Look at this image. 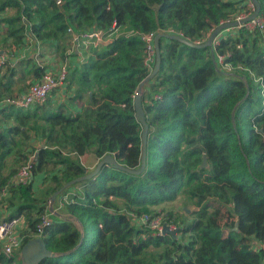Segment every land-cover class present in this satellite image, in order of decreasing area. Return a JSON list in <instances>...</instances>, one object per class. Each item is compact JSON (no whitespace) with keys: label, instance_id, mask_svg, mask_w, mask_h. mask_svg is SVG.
<instances>
[{"label":"trees","instance_id":"trees-1","mask_svg":"<svg viewBox=\"0 0 264 264\" xmlns=\"http://www.w3.org/2000/svg\"><path fill=\"white\" fill-rule=\"evenodd\" d=\"M244 1L0 0L4 37L20 44L29 33L43 49L3 66L0 97L38 79L48 68L40 63L46 52L65 59L70 24L106 32L114 24L134 32L172 29L203 43L247 9L238 7ZM257 1L264 15V0ZM226 33L214 52L234 70L232 77L223 76L211 46L159 40L158 71L142 88L148 125L143 171L103 164L57 195L54 203L63 200L58 215L50 214V199L88 173L79 160L84 154L98 161L112 154L119 165L139 168L142 126L133 100L150 73L144 43L135 35L115 36L70 69L72 99L87 102L78 112L52 108L51 93L43 112L46 101L0 110V122L8 123L0 124V193H9L0 207L10 210L7 218L24 216L21 247L36 236L42 216L52 221L40 237L55 256L38 264H264V41L245 26ZM35 154L31 176L46 172L44 187L36 190L33 180L15 185L17 169ZM203 155L208 165L200 168ZM178 197L186 201L178 236L153 234L134 220L156 215L153 207ZM0 264L21 261L0 251Z\"/></svg>","mask_w":264,"mask_h":264},{"label":"built area","instance_id":"built-area-1","mask_svg":"<svg viewBox=\"0 0 264 264\" xmlns=\"http://www.w3.org/2000/svg\"><path fill=\"white\" fill-rule=\"evenodd\" d=\"M56 3L60 5L61 0H56ZM245 6L247 7V9L240 12L235 19H242L248 16L254 10V6L249 0L245 3ZM241 26H245L249 30H257L260 34V38L264 41V15L259 14L255 19L249 21L244 25H239L238 27ZM122 28L123 27H117L114 24L113 27L110 28L108 32H106L95 27L86 30H76L71 24L68 25L67 33L69 34L70 45L66 49L65 59L61 61L55 69H49L48 66V68L38 79L31 81L26 89L17 93L15 96L0 97V110L9 107L27 110L31 109L34 106L43 104L46 101L48 95L54 89L58 87L61 88L66 84L69 71L71 68H74L72 66V62H76L79 65L86 62L87 56L89 55L91 49L98 48L101 44L112 40L113 37L118 35H135L144 43V65L151 72L155 63L154 38L157 33L154 31L134 32L132 30L122 32L120 31ZM226 30H234V28H229ZM166 33L182 36V34L176 33L172 29L167 30ZM216 38L214 39L211 46L213 52L215 51V44L218 42V39L216 40ZM195 43H199V41H196ZM214 58L218 68L228 70L226 68H229L230 65L224 62V57L222 55H218L216 54V52H214ZM73 59H76L77 61ZM6 60L7 59L0 56V72L2 71L5 63H8V61ZM34 158L35 157H30V159L27 160L25 164H22L17 169V172L12 177V182L15 185L25 184L26 182L31 180V167ZM8 195V189L4 188L3 190H1L0 200L2 198H6ZM62 205L63 200L60 199L58 208H61ZM134 220L139 225H144L153 234L157 235L163 234L162 231L164 226H167L170 231L178 229L176 224H173L170 221H165L164 218L160 216V214H143L140 217H134ZM51 224L52 221L48 215L42 216L40 221L35 226V237H40V235L43 233V230L46 227L51 226ZM26 230V220L22 215L0 219V251L2 252V254L7 257H12L14 254L19 255L22 241L21 233Z\"/></svg>","mask_w":264,"mask_h":264},{"label":"water","instance_id":"water-1","mask_svg":"<svg viewBox=\"0 0 264 264\" xmlns=\"http://www.w3.org/2000/svg\"><path fill=\"white\" fill-rule=\"evenodd\" d=\"M249 1L253 4L254 10L248 16H246L242 19H239V20L235 19V20H231V21L221 23L220 25H218L215 29H213L211 31V33L207 37L206 41H204L203 43H195V42H192V41H190L187 38H184L182 36L174 35V34H167L165 32L157 33L155 35V38H154V47H155V63H154V66H153L151 72L139 83L138 88L136 90V93L134 95V100H133V106H134V110H135V118L142 126L141 163H140L139 168H137L135 170L127 169V168L123 167L122 165H119L116 162L115 157L112 154L104 155L97 162V164L93 170H91L90 172L86 173L83 176H80V177L68 182L62 188H60L59 190H57L56 192L53 193V195L50 199L49 205H48V210L51 214H55V215L59 214L58 211H56V209H54L53 204H54V201H55L57 195L60 192H62L66 187L72 185L75 182L85 180V179H89V178L95 176L103 164H111V165H114L116 168L126 170V171H129L131 173H140L143 171V169L145 167V152H146L148 125L145 121V114H144V110H143V106H142V88L158 71L159 63H160L159 40L162 37H166L169 39L178 40L179 42L186 44L190 47L202 48V47L212 46L214 39L219 34H221L222 31L229 29V28L238 27L239 25H244V24L248 23L249 21L255 19L260 14L259 2L257 0H249ZM259 132H262V129H260ZM35 158H36V156H35ZM207 165L208 164H207L206 155H203V159H202V163L200 165V168L207 167ZM188 211H190V210H187V212ZM235 229H236V227H235ZM162 233L163 234H170L173 237L177 236V230L170 231L167 226H164ZM53 256H55V253L51 252L50 250H48L46 248L43 239L39 236L34 237V238L28 240L26 243H24L20 249V252H19V259L21 261V264H38V262H40L42 259L48 258V257H53Z\"/></svg>","mask_w":264,"mask_h":264},{"label":"rangeland","instance_id":"rangeland-1","mask_svg":"<svg viewBox=\"0 0 264 264\" xmlns=\"http://www.w3.org/2000/svg\"><path fill=\"white\" fill-rule=\"evenodd\" d=\"M120 31L125 32L127 30L125 28H122ZM226 32H228V31H222L221 34L225 35V34H227ZM3 33H0V39L3 38L1 36ZM4 39H6V40L4 41ZM2 42H4V43L8 42L9 43L8 46H10L11 48H14L13 50H23V49L25 50V49L31 47V44L33 43V40L30 41V40L27 39L26 41L21 42L20 44H18L16 42H13L12 39L10 41H7V38L4 37ZM34 42H35V40H34ZM35 48L36 49L34 51V54L32 53L34 56H36L37 54H39L43 50L42 47L40 46V43L38 41H37V43L35 42ZM29 54H31V53H29ZM48 57H51L50 61H51V63L53 65H55V67L59 64V61H57L56 58H53L49 52H46L45 56L43 58H48ZM42 59L40 60L41 65H44V66L48 67L50 65V63L49 62H44ZM52 59H54V62L52 61ZM226 69H228V70L222 69V70L225 71V73L223 74L224 77H232L233 76L232 73L235 74L234 70L232 68L229 67V68H226ZM2 70H4V69H2ZM70 74L71 73H69V77H70ZM69 77L67 79L66 84L63 87H61V88L58 87V88L54 89L51 92V94L49 96V99L51 98L52 100L54 99V100L58 101L59 99L61 100L63 98V99H69L71 101H74L72 99V97H69V96H72L74 94V92H75V89H74L73 85L72 86L70 85V82H69L70 78ZM49 99H47V101L39 108L40 112H43L45 109H47V105H48V100ZM0 124H1V126H5L8 123H6L4 121H1ZM35 156H36V154L34 155V157ZM91 170H93V168L88 169L87 171L89 172ZM47 176H49V175L46 172H41V173L36 174V176L34 178H31V180H33V182H36L35 185H37V187H38L37 188V187L34 186L36 188V190H39V189L44 187V184L47 182L46 180H48ZM74 189L75 188H72L71 191H73ZM68 195L69 194L64 195L63 199L65 200ZM178 198H179V201H175V202L173 201L172 203H169V204L165 205L164 207H160V209L156 210V213L160 214V216H162L165 221H167L166 217H169L170 218L169 221L172 222L173 224H177L178 222L182 221L183 220L182 213H183V211H185L186 201H184V200L182 201L181 197H178ZM58 206H59V200L58 201L56 200V203L53 204L54 209H56V211H58V212H63L62 209H61L62 207L58 208ZM53 217L54 216H52V218ZM177 236H178V234H177Z\"/></svg>","mask_w":264,"mask_h":264},{"label":"crops","instance_id":"crops-1","mask_svg":"<svg viewBox=\"0 0 264 264\" xmlns=\"http://www.w3.org/2000/svg\"><path fill=\"white\" fill-rule=\"evenodd\" d=\"M225 1L238 2L239 0H225ZM243 5H245V1L238 3V7H240V8ZM0 17H1V15H0ZM5 29H6V25L5 24H0V33H3L5 31ZM221 35H219L216 38V40L219 39ZM1 36L4 37V34H2ZM2 39L3 38L0 39V56H2L5 59H7L6 61H8V63H10V64L15 63L17 60L21 59L22 57L25 58V57L33 56L34 51L36 49L35 48V42L37 43V41L35 40V42H34L33 37L29 33L26 34V37H25L24 41H26L27 39L30 40V41L33 40V43L31 44V47H29V48H27L25 50L24 49L23 50H13L14 48H11L10 46H8V44H9L8 42H6V43L2 42ZM10 39L11 38H8L7 41H10ZM29 53H31V54H29ZM88 56H87V58H88ZM50 59H51V57L43 58L42 60L44 62H49L50 63L49 69L50 68L51 69H55L56 67H55V65H53L51 63ZM73 60L77 61L76 59H73ZM52 61L54 62V59H52ZM72 66L73 67H77V66H79V64L76 63V62H72ZM23 90L24 89L22 88L21 90H19V92H21ZM69 97H72V96H69ZM58 101L57 100H54V99L52 100L50 98V105H51V107L52 108H56V107H58L60 105H63L67 109V112L68 113H75V112L80 111L82 109V107L85 106L86 103H87L86 102V99L83 100L82 102L71 101L69 99H63V98L61 100L59 99ZM79 160H80L81 164L84 165V167L86 168V170L91 169V168H94L95 165H96V163L98 162V159H96L91 154H84L83 156L79 157ZM35 183L36 182H33L34 186L37 187V185H35ZM175 201H179V198H177L176 200H174V202ZM172 202L163 203V204H160V205L155 206L153 208L155 210H157V209H160V207H164L165 205H167L169 203H172ZM8 213L10 214V210L9 209H3V208L0 207V219L7 217L9 215Z\"/></svg>","mask_w":264,"mask_h":264}]
</instances>
